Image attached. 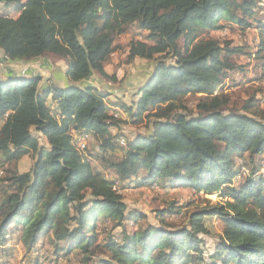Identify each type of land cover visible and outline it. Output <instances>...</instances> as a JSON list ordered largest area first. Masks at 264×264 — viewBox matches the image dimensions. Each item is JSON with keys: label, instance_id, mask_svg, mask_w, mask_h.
I'll use <instances>...</instances> for the list:
<instances>
[{"label": "trees", "instance_id": "16d2710c", "mask_svg": "<svg viewBox=\"0 0 264 264\" xmlns=\"http://www.w3.org/2000/svg\"><path fill=\"white\" fill-rule=\"evenodd\" d=\"M262 2L0 0L1 9L17 13L0 15V63L50 54L68 61L65 87H41V77L27 75L0 80V250L12 242L29 253L43 244L54 258L79 264H264V89H253L239 108L224 90L231 74L247 72L234 56L264 61V21L256 18ZM233 27L256 29L254 52L211 35ZM132 30L143 37L130 39L127 61H153V71L131 105L107 104L111 93L83 82L92 74L114 82L105 66L116 39ZM257 67L264 75V62ZM109 106L147 131L118 146L111 130L122 121ZM74 132L93 137L87 157ZM23 156L33 159L28 173L17 170ZM153 184L220 200L192 212L185 226L165 222L178 210L173 203L155 211L157 225L142 224L147 215L129 210L115 185ZM207 217L222 224L216 236ZM202 236L214 237L211 252Z\"/></svg>", "mask_w": 264, "mask_h": 264}, {"label": "rangeland", "instance_id": "374dc122", "mask_svg": "<svg viewBox=\"0 0 264 264\" xmlns=\"http://www.w3.org/2000/svg\"><path fill=\"white\" fill-rule=\"evenodd\" d=\"M259 7V10L256 11V18L262 19L264 21V0L259 5ZM0 15H11V17L15 18L17 13L9 9L0 8ZM211 35L221 42L231 41L234 46H242L244 51L247 53L254 52L255 48L253 42L257 39L258 33L256 29L253 28L242 32L240 29L233 27L231 29H224L222 31L214 32ZM133 37L140 40L143 36H137L136 31L132 30L121 35L115 41V50L112 53L108 63V71L110 75L114 77L113 86L115 85L114 87L116 89H111L109 87V90L111 94L115 96L116 100L114 101L113 99L109 102V99L107 98L106 103H120L128 106L131 105L133 101L138 99V97L135 96L137 89L143 85L146 80H148L153 71V61L142 60L139 58H136L131 62L127 61V44ZM252 57L253 56H234V61L239 65L246 66L245 70H247V72H245V74H231L224 84V90L227 89L226 91L232 94V102L237 108H239L243 102H245L250 97L253 89L256 87H261L264 89L263 71L260 69V67H257L259 63H263L264 61L253 60ZM2 58L3 57L0 53V62ZM48 59L49 60H46L45 62L40 61V64L31 65L30 70L33 72H44V74H47V71H45L47 69H44V63H46V65L51 63V65L56 70H62L64 66L67 67L68 61L65 58H59L50 54L48 55ZM0 65L3 64L0 63ZM10 70L16 71L13 73L20 76L24 75L23 73L25 71L24 69L20 70L16 69L15 67L14 70ZM0 77H2V73H0ZM258 78H261V81H253L252 83H249V81ZM234 85H238V87ZM119 90H123L122 93L124 95H121ZM216 93H220L219 90ZM257 97L261 99L262 95L258 94ZM184 103L189 112H193L196 99L189 97L186 98ZM115 112L117 113V118L121 119L122 124L119 126L117 131L115 129L111 130L113 135H119L118 137L131 139L134 135L138 133H145L147 131L145 128V122L142 124H134L133 119H131L127 113L118 107L112 108V110H110V114L113 116ZM80 134L83 133L77 132L75 136L78 137ZM94 150L95 146L92 143L85 152L86 157L90 151L92 152ZM30 161L31 164H28L27 162L21 166L17 163L18 172H30L33 159L30 158ZM93 165L98 171L103 173L105 178H113L112 174H110L108 171H104L100 163L96 160L93 161ZM119 188L117 185H115V189L122 195L123 202L126 204L129 210H138L147 215V220L141 222L142 224L150 223L157 225L158 220L155 218V211L164 209L168 207L170 203H173L176 207H178V210H176L173 216L165 217V222L170 225H174L175 227L185 226L188 222L187 217L192 212L204 208L208 205V202L209 204H215L219 202L217 193L204 194L203 192H197L190 188H181L175 190H162L159 187H147L139 189L127 188L123 190H120ZM204 222L212 236H216L222 229V224L217 217H207L205 218ZM104 227L105 228H102L103 230L108 229L109 225ZM128 228L132 229L134 228V225L129 224ZM202 239L204 241V245L202 246L204 250L206 252H211L214 245V237L202 236ZM3 249H5L4 252L0 250V264H79L77 261H74L75 263H68L64 258H54L51 253V249L49 250V248L43 244L38 245L29 253H26L20 245L13 244L12 242L6 243Z\"/></svg>", "mask_w": 264, "mask_h": 264}, {"label": "crops", "instance_id": "0c3cea01", "mask_svg": "<svg viewBox=\"0 0 264 264\" xmlns=\"http://www.w3.org/2000/svg\"><path fill=\"white\" fill-rule=\"evenodd\" d=\"M46 60H49L48 59V55L46 57H42V58L35 59V60L31 61V62H19V61H16V62H6L5 64L0 65V73H2V77H0V80H5L8 77H19L20 75H15V73H13V72H16V71H11L10 70V69L14 70V67H15L16 69H20V70L21 69H24L25 70L24 71L25 72L24 75H27L29 77H33V76L34 77H41V82H40V86L41 87H45L47 84H50V83L56 84V85H58L60 87H65L66 85H68V80H67L66 75H65V72H66V68L67 67H65V66H64V68L62 70H59V69L56 70L51 65V63H49L48 65H46V63H44V67L45 68L44 67L43 68L44 69H47V70H45V71H47V74H44V72H42V73L40 72L41 73L40 74L39 72H33V71L30 70V66L31 65H37V64H40V61L45 62ZM27 67H29V68H27ZM104 70H105L106 74L109 77H112L110 75L109 71H108V64L105 66V69ZM83 84L95 86L96 88L105 90V91H107L109 93H111L110 90H109L110 88L111 89H116L114 87L115 85L113 86V82L112 83L111 82H106L105 80L101 79L96 74H92L89 79H87L86 81L83 82ZM122 92H123V90H121V91L119 90V93L121 95L123 94ZM120 96H119V98H120ZM108 99H109V102H110V100H113V99H114V101L116 100L115 99V96L112 95V94H111L110 97H108ZM107 104H109V103H107ZM48 106H50L51 108H53V104H52V101H51V98L50 97L48 99ZM109 107L110 108H115V107H111V106H109ZM36 137L38 138L40 144H42L45 147H47L46 139L43 136H41L39 134H36ZM30 158L31 157H29V156H23L18 161V165L21 166L22 164H24V163L26 164L27 162H28V164H31ZM28 172H23V173H28Z\"/></svg>", "mask_w": 264, "mask_h": 264}, {"label": "built area", "instance_id": "2783aa9c", "mask_svg": "<svg viewBox=\"0 0 264 264\" xmlns=\"http://www.w3.org/2000/svg\"><path fill=\"white\" fill-rule=\"evenodd\" d=\"M23 74H25V72ZM113 117L114 118L118 117L116 112L114 113ZM0 125H1V121H0ZM76 133L77 132L73 133L76 149L78 150L79 153H81L84 157H86L85 152L88 150V147L90 144H92V143L94 144V139L91 135L85 134V133L80 134V135H78V137H76L75 136ZM115 142L120 147L126 146V139L124 137H118ZM242 172H243V175L247 174L246 170L243 168H242ZM260 172H261V174H264V164H262ZM1 175H2V171L0 170V176ZM151 187L152 188L153 187L158 188L156 184H153ZM219 200H220V198H219Z\"/></svg>", "mask_w": 264, "mask_h": 264}]
</instances>
